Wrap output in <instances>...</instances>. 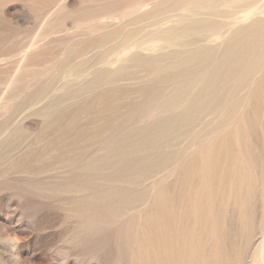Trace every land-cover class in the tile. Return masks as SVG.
<instances>
[{
  "label": "rangeland",
  "instance_id": "374dc122",
  "mask_svg": "<svg viewBox=\"0 0 264 264\" xmlns=\"http://www.w3.org/2000/svg\"><path fill=\"white\" fill-rule=\"evenodd\" d=\"M205 1L0 0V264L261 263L264 0L196 12V45L242 47L205 72L218 98L164 41Z\"/></svg>",
  "mask_w": 264,
  "mask_h": 264
},
{
  "label": "bare ground",
  "instance_id": "6f19581e",
  "mask_svg": "<svg viewBox=\"0 0 264 264\" xmlns=\"http://www.w3.org/2000/svg\"><path fill=\"white\" fill-rule=\"evenodd\" d=\"M231 1V0H230ZM217 0H211V1H205L204 3L200 4L197 7L195 8H191V9H186L185 12L183 13V16H187L189 17L187 20H189L188 23H182V26L179 27L177 30H175V32H173L172 34L168 35V37L164 38V41L167 43L166 45L168 46H173L174 48L177 49V52H175V58L172 59L171 61L168 62L169 65H174L176 66L178 63L181 62L186 64L187 67L185 68V70L183 69V71L185 72H188L190 73L191 71L199 68V74L204 76V77H199V78H194V81L195 82H201L203 85L202 87L197 90L198 93L197 95H200L201 94H207L209 92H211L212 94H215L218 90L219 87H217L218 85H216L215 87L212 86V82L217 80L219 78V74L216 72V71H212L210 73H205V72H208L207 69H210V70H216L218 69L220 66H222L224 64V58L225 57H231L232 55L238 53V51H241L242 47L241 46H238V45H235V46H226V47H221L223 44H218V47L217 49H221L220 51H215L214 50V47L212 44H209L208 45V48H202V47H199L198 45H196L194 43V41H191L190 37L196 33H200L202 32L205 28H209L210 24L207 25L206 23V19H196V14L199 12L198 10L199 9H209V8H212L215 4H216ZM221 2H224L221 0ZM235 2V1H234ZM225 5V4H224ZM226 7V6H225ZM197 8V10H196ZM231 8V7H230ZM228 9V8H227ZM226 9V10H227ZM198 11V12H197ZM197 12V13H196ZM199 15V13H198ZM192 16V17H191ZM183 22V21H182ZM254 22L258 23V24H262L264 25V22H259V19H256ZM264 27V26H263ZM250 28H248V31H249ZM247 32V30H245L244 32H242L243 34H245ZM236 33V32H235ZM235 35H240L238 33H236ZM259 37V36H258ZM228 40H229V36H228ZM247 42V41H246ZM210 43V41H209ZM241 43V42H240ZM228 44V43H227ZM229 45V44H228ZM243 45V44H242ZM221 47V48H220ZM246 50V49H244ZM243 50V51H244ZM215 52V53H213ZM257 53V52H256ZM190 57H195V58H202L201 62H198L197 65L195 64V62L192 60L193 58H190ZM141 58V57H140ZM264 58V56L262 57ZM137 59V58H136ZM184 59V60H183ZM181 60V61H180ZM255 60V59H254ZM180 61V62H179ZM252 61V60H251ZM263 61V60H262ZM261 61V62H262ZM253 63V61L251 62ZM255 63V62H254ZM149 64V63H148ZM147 64V65H148ZM244 65V64H243ZM250 65V64H249ZM246 66V65H245ZM156 67L159 69L157 64H156ZM258 67V65L256 66ZM123 69V68H122ZM264 71V64L263 65H260L258 68H257V74L260 73V72H263ZM189 76V75H188ZM191 76V75H190ZM244 79H248L249 77L248 76H245L243 77ZM257 76L252 75V77L249 78V91L246 93V96H245V101L243 102V104L241 106H239L240 108H244L248 105L249 102L246 101V99L248 97L251 98V96L253 95V88L256 86L257 84ZM178 80V79H177ZM261 80V79H260ZM96 81H92L91 84L94 85ZM178 83H180L182 86L184 84V81H175L173 84L170 83V85L168 86V89L169 90H173V87L175 85H177ZM256 83V84H255ZM261 83V81H260ZM186 84H190L189 82H186ZM259 84V83H258ZM255 85V86H254ZM244 86V85H243ZM259 86V85H258ZM88 93L91 94L93 93V88L92 86H89V89H88ZM242 91V90H241ZM191 92V91H190ZM237 93V92H236ZM241 93V92H240ZM239 93V94H240ZM238 95V94H237ZM241 95V94H240ZM194 96V95H193ZM199 96V97H200ZM215 96L218 98L219 96H217L215 94ZM69 97V96H68ZM198 98V97H197ZM205 98V96H204ZM69 99V98H67ZM203 100V99H202ZM187 101L189 104L193 105V104H199L200 106L202 107H212L213 106V111L211 114H216L217 112H219L220 110H222L224 108V102L218 100L217 103H215V105L213 103H208V102H204L202 101L201 102V99L200 101H196V100H193L192 98L188 99L187 98ZM59 104H57L58 106ZM90 107V106H89ZM239 107H237L236 110L233 111V113H229L227 114L226 116V119L225 121H221V123H218V127H213L212 129H214L215 131H218L220 130V127H224V126H228L230 125L236 118L239 117ZM148 108V107H147ZM146 108V109H147ZM234 109V108H233ZM151 110V109H150ZM146 111V110H145ZM148 111V110H147ZM52 112V111H51ZM157 112V111H156ZM158 113V112H157ZM240 118V117H239ZM162 123V122H161ZM214 125V124H213ZM139 136V135H138ZM3 143V142H2ZM12 144V143H11ZM65 148V147H64ZM199 151V150H198ZM215 157V152L214 150H208L207 151V156L205 158V160H203L204 164L209 167L211 166V162H212V158ZM203 166V164H202ZM167 168V167H166ZM211 168V167H210ZM209 168V169H210ZM201 170V169H200ZM206 173V172H205ZM203 179H206V180H209L210 177L208 178V174L205 175L202 177ZM226 178L225 174H221V176L219 177V180H222L224 181ZM205 182V180H203ZM211 181V180H210ZM209 181V182H210ZM152 182V181H151ZM213 182V180H212ZM214 182L216 183V181L214 180ZM213 182V184H214ZM211 185H213L212 183H210ZM210 184H207L208 186H211ZM220 184V183H218ZM218 184H215L213 186H216L218 187ZM149 185V184H148ZM157 186V185H156ZM208 186H206V188H208ZM154 188V187H153ZM210 188V187H209ZM208 188V189H209ZM215 187H212L210 189H213ZM219 189V188H218ZM156 190V189H155ZM220 191L221 190V186H220ZM92 192V191H91ZM157 197H155V201H164L165 203L169 201V197H168V194L161 190L160 192H157ZM152 197V199L154 198ZM171 200V199H170ZM143 203V202H142ZM170 206V205H169ZM169 210V209H168ZM214 209H210L209 212H213ZM156 213V212H155ZM154 213V214H155ZM162 214V212H161ZM215 223V222H214ZM182 235H185V232L182 234ZM183 238V236H179L178 234L176 235L175 234V239H174V242H178L177 244H175L173 246V248H179L178 245H180V238ZM172 241H173V238L167 240V244H172ZM187 242V243H186ZM193 246V242L192 241H186L182 244V248H190V246ZM165 247H166V241H165ZM237 249V248H236ZM150 250V249H149ZM223 259V258H222ZM233 262V261H232ZM260 264H264V248L262 249V252H261V263Z\"/></svg>",
  "mask_w": 264,
  "mask_h": 264
}]
</instances>
